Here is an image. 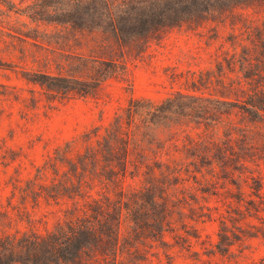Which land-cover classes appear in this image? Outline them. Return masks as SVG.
Returning a JSON list of instances; mask_svg holds the SVG:
<instances>
[{"label":"trees","instance_id":"trees-1","mask_svg":"<svg viewBox=\"0 0 264 264\" xmlns=\"http://www.w3.org/2000/svg\"><path fill=\"white\" fill-rule=\"evenodd\" d=\"M259 3L264 0H32L18 9L33 21L97 30L123 43L183 24L229 21L240 30L229 41L242 54L218 62L219 83L235 98L185 92L159 101L131 97L107 125L84 134L83 147L72 153L67 142L36 167L33 177L11 178L8 205L14 212H0V264H146L159 249L170 258L165 236L175 232L174 214L184 215L178 209L188 198L175 197L184 193V182L236 180L248 162L261 173L264 159L256 156L252 142L264 137V18L255 24L238 11ZM66 71H26L23 77L56 93L94 96L107 79L122 77L125 67L113 60L78 59ZM234 114L255 126L236 124ZM250 178L257 191L246 212L259 218L253 210L264 208L263 181L259 175ZM29 203L54 205L61 217L40 231ZM228 230L224 217L216 244L222 254L234 244ZM259 230L264 237V224Z\"/></svg>","mask_w":264,"mask_h":264},{"label":"rangeland","instance_id":"rangeland-1","mask_svg":"<svg viewBox=\"0 0 264 264\" xmlns=\"http://www.w3.org/2000/svg\"><path fill=\"white\" fill-rule=\"evenodd\" d=\"M31 1L0 0V212H14L8 205L13 189L11 178L18 176L25 181L33 177L36 167L67 142H71L72 153L83 147L84 134L107 125L131 97L159 101L176 92L236 97L219 83L218 62L236 51L242 54L241 48L229 41L231 33L240 32L229 21L183 24L123 43L97 30L33 21L18 10ZM238 11L257 24L264 18V3ZM78 59L118 61L124 65L125 74L107 79L94 96L56 93L23 77L26 71L67 74L69 63ZM231 120L241 126H255L248 117L243 121L234 114ZM262 127L264 131L263 123ZM252 143L256 156L264 159V137ZM259 163L261 173L257 165L248 162L249 169L243 177L236 175V180L184 182V193L175 196L188 198L181 200L178 209L184 215L174 214L175 232L165 236L170 258L159 249V255L150 256L146 264H264V237L259 230L264 224V208L260 212L253 210L260 219L246 212L247 201L256 199L251 175L262 177L264 202V161ZM128 183L141 185L138 179H128ZM192 194L195 200L189 198ZM187 201L190 206H186ZM13 203L19 205L17 199ZM27 209L40 231L52 228L61 217L56 206L46 203L39 207L29 203ZM229 215L234 219L229 220ZM224 217L234 243L226 254L216 248ZM255 233L258 237H250Z\"/></svg>","mask_w":264,"mask_h":264}]
</instances>
